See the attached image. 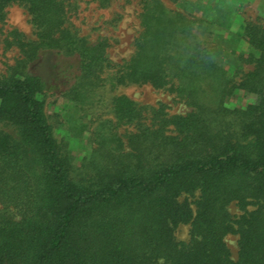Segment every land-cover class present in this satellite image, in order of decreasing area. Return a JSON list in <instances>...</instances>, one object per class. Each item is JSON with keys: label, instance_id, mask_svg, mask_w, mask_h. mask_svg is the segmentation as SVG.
Segmentation results:
<instances>
[{"label": "trees", "instance_id": "16d2710c", "mask_svg": "<svg viewBox=\"0 0 264 264\" xmlns=\"http://www.w3.org/2000/svg\"><path fill=\"white\" fill-rule=\"evenodd\" d=\"M171 1L178 9L137 1L129 56L113 61L106 38L80 35L73 0H0V27L19 6L35 37L9 32L20 56L0 75V264H264V18L232 40L220 35L229 9ZM44 54L60 90L32 71ZM130 85L190 111L116 94ZM56 90L72 110L62 139L45 113ZM236 91L256 99L229 108ZM84 136L77 167L67 143ZM179 225L187 241H177ZM227 236L237 237L236 259Z\"/></svg>", "mask_w": 264, "mask_h": 264}, {"label": "rangeland", "instance_id": "374dc122", "mask_svg": "<svg viewBox=\"0 0 264 264\" xmlns=\"http://www.w3.org/2000/svg\"><path fill=\"white\" fill-rule=\"evenodd\" d=\"M78 8L76 17L73 18V23L80 31V35L87 37L91 41L106 38L110 44L108 48L109 57L113 61H120L129 56L131 51V41L134 33L137 30V1L130 0V4L123 5L124 0H115L114 4L108 9H102L93 0H73ZM166 5L172 9H178L176 4L171 0H163ZM202 3L209 9L213 10L214 6H221L229 9L232 14V21L229 30L221 31L220 35L224 38H231L240 31L241 25L248 19L257 17L264 18V0H201ZM125 10L122 11V8ZM223 9V8H222ZM225 11V10H223ZM227 12V11H225ZM230 14V15H231ZM117 15L121 18L117 19ZM224 15V14H223ZM216 16L218 21L223 22L224 16ZM220 17V18H219ZM229 17L226 16V19ZM117 21V22H116ZM227 24L224 21V25ZM18 31L20 36L28 40H33L34 34L32 26L29 23V16L25 9L19 6H13L8 9L7 17L4 25L0 27V75L4 74L7 68L13 65L14 61L19 58L20 51L18 47H7L6 39L10 31ZM21 36V37H22ZM233 44V43H232ZM234 45V44H233ZM236 53L245 49L242 42L238 41L235 46ZM226 53L228 50H225ZM225 52L223 51L220 56ZM228 55V54H227ZM226 64V58L222 59ZM226 69L228 68L225 65ZM245 68H250L245 66ZM34 73L41 76L48 84L55 86L58 90L62 89L63 84L54 82L53 71L49 62V56L44 54L40 60L33 66ZM58 90L54 91L53 95H48L45 98V113L48 122L53 126V129L59 139H62L69 128L68 120L72 113L67 100L62 97ZM116 94H125L135 102L141 105H154L163 103L167 106V111L170 114H185L190 111L183 102L174 101V96L166 91H157L149 85H130L120 87ZM255 96L248 95L243 91H236L228 100L226 105L229 108H244L248 104L255 101ZM68 148L70 156L73 159V164L79 166L81 159L85 156L88 150V141L86 137H78L70 140ZM194 197L183 195L179 198V202H192ZM229 211L233 216L240 215L238 208L232 204L229 206ZM175 237L177 241L188 240V226L179 225L175 229ZM225 242L231 252L232 258L236 259L237 255V237L227 236Z\"/></svg>", "mask_w": 264, "mask_h": 264}]
</instances>
